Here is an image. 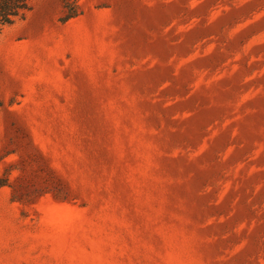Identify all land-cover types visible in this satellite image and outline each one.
<instances>
[{
    "label": "rangeland",
    "instance_id": "1",
    "mask_svg": "<svg viewBox=\"0 0 264 264\" xmlns=\"http://www.w3.org/2000/svg\"><path fill=\"white\" fill-rule=\"evenodd\" d=\"M31 5L0 33V264H264V0Z\"/></svg>",
    "mask_w": 264,
    "mask_h": 264
},
{
    "label": "trees",
    "instance_id": "2",
    "mask_svg": "<svg viewBox=\"0 0 264 264\" xmlns=\"http://www.w3.org/2000/svg\"><path fill=\"white\" fill-rule=\"evenodd\" d=\"M31 9V0H0V33L6 27L25 19ZM77 14V6L75 5L74 8H70L65 19L74 17ZM2 185L4 184L0 183V186Z\"/></svg>",
    "mask_w": 264,
    "mask_h": 264
}]
</instances>
